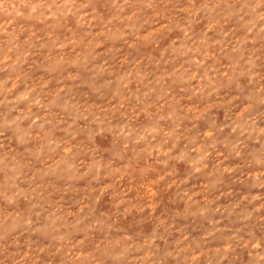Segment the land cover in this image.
I'll use <instances>...</instances> for the list:
<instances>
[{"label": "rangeland", "instance_id": "374dc122", "mask_svg": "<svg viewBox=\"0 0 264 264\" xmlns=\"http://www.w3.org/2000/svg\"><path fill=\"white\" fill-rule=\"evenodd\" d=\"M0 264H264V0H0Z\"/></svg>", "mask_w": 264, "mask_h": 264}]
</instances>
